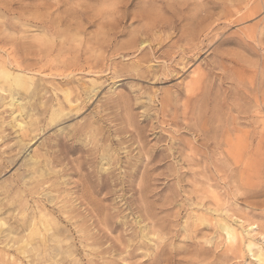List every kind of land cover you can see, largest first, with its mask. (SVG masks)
Here are the masks:
<instances>
[{"label":"rangeland","instance_id":"rangeland-1","mask_svg":"<svg viewBox=\"0 0 264 264\" xmlns=\"http://www.w3.org/2000/svg\"><path fill=\"white\" fill-rule=\"evenodd\" d=\"M0 264H264V0H0Z\"/></svg>","mask_w":264,"mask_h":264},{"label":"bare ground","instance_id":"bare-ground-1","mask_svg":"<svg viewBox=\"0 0 264 264\" xmlns=\"http://www.w3.org/2000/svg\"><path fill=\"white\" fill-rule=\"evenodd\" d=\"M46 39V38H45ZM9 66V65H8ZM36 119V118H35ZM18 120V119H17ZM18 125V124H17ZM27 126V125H26ZM29 133V132H28ZM24 134H26V133H24ZM22 136H23V134H22ZM88 189V188H87ZM85 190V189H84ZM86 195V194H85ZM83 196V195H82ZM87 196H89V195H87ZM86 196V197H87ZM92 198V197H91ZM89 199V198H88ZM87 201H89V200H87ZM95 204V203H94ZM100 211V210H99ZM101 215V214H100ZM98 218V217H97ZM100 222V221H99ZM101 224V223H100ZM229 235V234H228ZM61 256V255H60ZM34 257V256H33ZM40 257V256H39ZM60 258V257H59ZM79 259V258H78ZM55 262V261H54Z\"/></svg>","mask_w":264,"mask_h":264}]
</instances>
